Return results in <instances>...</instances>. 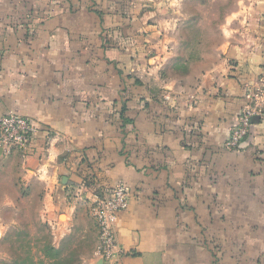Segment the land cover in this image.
Returning a JSON list of instances; mask_svg holds the SVG:
<instances>
[{
    "label": "crops",
    "instance_id": "0c3cea01",
    "mask_svg": "<svg viewBox=\"0 0 264 264\" xmlns=\"http://www.w3.org/2000/svg\"><path fill=\"white\" fill-rule=\"evenodd\" d=\"M248 3L201 50L168 36L164 0H0V116L38 127L29 155L0 149V178L42 187L53 252L94 234L77 264H98L91 207L123 183L117 264H264V115L225 146L264 77V0Z\"/></svg>",
    "mask_w": 264,
    "mask_h": 264
},
{
    "label": "rangeland",
    "instance_id": "374dc122",
    "mask_svg": "<svg viewBox=\"0 0 264 264\" xmlns=\"http://www.w3.org/2000/svg\"><path fill=\"white\" fill-rule=\"evenodd\" d=\"M171 1L174 0H164L167 17L175 19L176 27L168 26V36L180 34L185 42L190 39L194 44L202 42L201 50L220 44L223 32L230 25L238 26L242 10L249 6V0H175V4L168 6ZM233 17L235 22H230ZM16 172L10 169L7 174L16 181ZM8 180L0 178V229L4 231L0 238V264H77L79 255L86 254L93 246L94 234L89 235L78 251L64 249L66 256L61 251L53 252L43 213L42 187L38 185L32 192L24 183L12 186L7 184Z\"/></svg>",
    "mask_w": 264,
    "mask_h": 264
},
{
    "label": "built area",
    "instance_id": "2783aa9c",
    "mask_svg": "<svg viewBox=\"0 0 264 264\" xmlns=\"http://www.w3.org/2000/svg\"><path fill=\"white\" fill-rule=\"evenodd\" d=\"M247 103L238 115L225 143L227 149H238L250 133L253 119L264 115V77L246 87ZM37 125L18 112L0 116V149L10 154L18 151L29 155ZM130 188L120 183L105 196L99 197L91 207V217L96 223L99 242L96 256L103 264H117L123 253L117 244L116 222L118 214L128 205Z\"/></svg>",
    "mask_w": 264,
    "mask_h": 264
},
{
    "label": "trees",
    "instance_id": "16d2710c",
    "mask_svg": "<svg viewBox=\"0 0 264 264\" xmlns=\"http://www.w3.org/2000/svg\"><path fill=\"white\" fill-rule=\"evenodd\" d=\"M128 110V105H127V100L123 101L122 102V107H121V110L119 111L120 112V115H121V118H122V126L125 128L126 125L128 123L131 122V119H129L128 117H126V112ZM240 114V113H239ZM254 120V119H253ZM91 182L92 183H95V178H91ZM84 184H86V181H83ZM115 187V186H114ZM113 187V188H114Z\"/></svg>",
    "mask_w": 264,
    "mask_h": 264
},
{
    "label": "water",
    "instance_id": "95a60500",
    "mask_svg": "<svg viewBox=\"0 0 264 264\" xmlns=\"http://www.w3.org/2000/svg\"><path fill=\"white\" fill-rule=\"evenodd\" d=\"M67 177H64L63 178V183H66L67 182ZM98 264H103V261L102 260H99V263Z\"/></svg>",
    "mask_w": 264,
    "mask_h": 264
}]
</instances>
